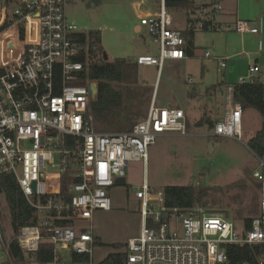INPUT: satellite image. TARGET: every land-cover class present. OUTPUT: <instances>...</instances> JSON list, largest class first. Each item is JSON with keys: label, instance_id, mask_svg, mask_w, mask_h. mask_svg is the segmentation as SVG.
Listing matches in <instances>:
<instances>
[{"label": "built area", "instance_id": "2783aa9c", "mask_svg": "<svg viewBox=\"0 0 264 264\" xmlns=\"http://www.w3.org/2000/svg\"><path fill=\"white\" fill-rule=\"evenodd\" d=\"M73 2L0 0V174L16 178L39 219L38 225L23 227L11 239L0 221V264L36 262L34 254L45 245L53 255L47 264H94L93 218L97 211L112 210L108 188L116 185L117 177H126L131 163L147 165L149 149L158 137L188 133L184 110L159 107L156 94L147 117L131 131H96L91 87L98 88L87 76L90 42L88 38L81 42L82 31L67 17ZM189 2L199 30L260 34L254 21L221 25V0ZM135 6L140 27L160 46L158 57L140 56L134 61L137 65L157 66L161 74L166 61L189 57L182 32L172 26L166 0H159L155 12L143 10L141 3ZM200 57L208 60L212 55L203 50ZM218 65L223 71L227 59ZM248 84H259L264 90L262 66L251 64L237 85ZM230 104L211 133L241 140L243 107L233 97ZM255 156L259 207L244 235L229 218L203 207H167L163 194L154 193L144 182L136 191L142 201V228L126 243V264H227L228 245L264 244V155ZM66 172L77 180L70 187L68 202L61 193ZM78 222H90V226L76 229ZM14 240L25 254L23 263L10 253ZM74 256L88 261H76Z\"/></svg>", "mask_w": 264, "mask_h": 264}, {"label": "rangeland", "instance_id": "374dc122", "mask_svg": "<svg viewBox=\"0 0 264 264\" xmlns=\"http://www.w3.org/2000/svg\"><path fill=\"white\" fill-rule=\"evenodd\" d=\"M134 2L141 3L143 10L154 9L158 4V0H74L67 10V17L82 32H101L102 46L109 62L121 58L134 61L141 55L158 57L159 43L155 42L145 30L138 33L134 28L139 23ZM258 2L263 4L261 0H240L241 13L256 8L259 6ZM169 15L176 21L175 23L173 20L174 27L179 29L188 27L185 15L180 11L170 9ZM193 43L196 48L195 53L198 54L186 59L184 65L171 60L166 61L158 78L156 90L155 98L159 107L185 106L188 99L187 91L191 87L186 84L189 76L193 77L199 87L202 86V77L205 76L204 81L211 79L210 75H206L207 72L205 74L202 72L203 66L208 65V60L200 57L201 51L208 50L214 56V45L225 48L227 44L228 46L233 44L234 47L244 46L255 51L261 46L257 34L242 38L236 33L226 34V32L199 29L195 31ZM248 56L239 55L232 61H246ZM222 76L223 74H220V77ZM138 77L140 85H149L154 90L158 67L139 65ZM152 99L153 96L151 101ZM219 107L220 109H215L210 118L213 122L222 118L223 106L219 105ZM194 112L193 119L199 116L197 114L199 111ZM262 128L261 113L249 108L242 123L241 141L224 138L209 142L210 138L206 136L210 130L209 122L199 128L192 125L190 136L187 137H158L156 143L149 149L146 173L143 162L131 163L126 169L127 183L108 188L112 210L95 213L94 236H97L99 243L94 250V264L102 263L110 254L116 252L112 245H126L129 239L140 234L142 201L137 198L136 191L142 187L145 178L149 187L160 193H163L167 186L192 185L199 189L213 188L209 205L203 208L229 218L235 224L237 231L243 233L244 222L239 214L243 211H258L259 207L257 183L253 175L244 176V171L257 163V158L248 143ZM210 143L213 147H210ZM249 212L248 217L254 216V213ZM0 221L8 238H14L10 213L2 196H0ZM89 226L90 222H78L76 229H88Z\"/></svg>", "mask_w": 264, "mask_h": 264}, {"label": "trees", "instance_id": "16d2710c", "mask_svg": "<svg viewBox=\"0 0 264 264\" xmlns=\"http://www.w3.org/2000/svg\"><path fill=\"white\" fill-rule=\"evenodd\" d=\"M189 0H166L167 9H190ZM190 11V10H189ZM190 16V15H189ZM189 28L183 33L189 56H193L195 45L196 21L189 17ZM78 37L85 44L89 39L90 66L88 78L97 83V98L91 103L95 120V129L101 133L129 132L136 124L145 119L148 114L154 90L149 86L140 85L138 66L134 61L121 58L113 62L105 60L100 31L81 32ZM233 100L240 103L244 109L253 108L264 116V90L259 84L235 85ZM201 123V122H200ZM210 128H213L209 122ZM249 148L257 156L264 155V131L261 130L249 143ZM256 165L245 169L244 176H252ZM77 182L69 172L61 179V193L65 201H70V187ZM257 183V182H256ZM259 192V184H256ZM213 188L199 189L196 186H167L163 191L164 203L169 208L189 209L209 205L210 193ZM0 196L4 197L11 219L14 236L25 226L38 225L39 219L30 207L13 175L0 174ZM249 211H243L239 217L244 222L245 231L250 229L253 218L258 211H250L254 216H247ZM62 225L67 222H62ZM151 226L150 223H148ZM124 244H114L116 250L100 264H126L127 253ZM12 257L19 263L25 262V254L17 240L10 246ZM227 264H264V244H237L226 247ZM38 264L52 262L53 255L49 245L44 250L34 254ZM76 261H88V258L74 256Z\"/></svg>", "mask_w": 264, "mask_h": 264}, {"label": "crops", "instance_id": "0c3cea01", "mask_svg": "<svg viewBox=\"0 0 264 264\" xmlns=\"http://www.w3.org/2000/svg\"><path fill=\"white\" fill-rule=\"evenodd\" d=\"M221 2H222L223 7H224V12L218 18V21L220 22V24L223 26L233 27V25L238 20H248V21L257 22L260 26V34L258 35V40H259V44L261 46H259V49L257 51H255L253 49H247L244 46L234 47L233 44L231 46H228V44H227L225 46V48L221 47V46L214 45V49H213L214 50V56H212V59H208V62H207L208 65H204L203 69H202V72L204 74L207 72L206 75H210L211 79L209 78V81H204L205 76L202 77L203 81L201 83L202 84L201 87L197 86L198 84L195 83L193 77L189 76L186 79V84L190 85L191 87H189V89L187 91L188 99L185 103V106L183 108H180V109H183L184 113H185L187 127H188L187 135L183 136L180 134H166V135H162L161 137H163V136H165V137H169V136L187 137V136H190V130L192 129V125L199 128V127H202L203 125L207 124L208 122H211L213 127H214L215 122L211 121V119H210L214 113V110L215 109L219 110L220 109L219 105H222L223 106L222 117L225 115V113L228 111V109L230 108V105H231L230 103H231V98L233 97L234 86L238 84V81L241 77L246 76L248 69H249V66L251 64L256 63V64H258L264 68V0H261V2H263V4L262 3L259 4V2H258L259 6H256V8L250 9L248 12H246L244 14L241 13V8H240V3H239L240 0H221ZM134 5H136L135 2H134ZM158 8H159V0H158V4L156 5V7L154 9L146 8L145 10H147L149 12H155L158 10ZM168 10H170V9H168ZM176 10L180 11L181 13H183L185 15L186 24L188 27L186 29L185 28L179 29L177 27H174V22L176 23L174 18L172 19V21L174 20V22L172 23L173 24L172 26H173V28L181 31L183 34V33H185V31L190 26L189 17L191 16V13H190L191 11H189L188 9H176ZM137 18L139 20V15H137ZM191 18H192V16H191ZM134 28H135L136 32H138V33H142L144 30L143 28L140 27L139 23H137L134 26ZM227 33H236V32H234L233 30H229V31H226V34ZM252 35L253 34H246V35H240V36H242V38L248 36V38H249V37H252ZM195 51H196V48H195ZM195 51H194L193 56L196 54ZM239 55H249V56H248V59L246 61H242V62L234 61L233 62L232 60L236 57H239ZM189 57H191V56H189ZM223 59H227V66L223 71H221L219 69L218 63H219V61H221ZM185 60H176L174 62H177V64L179 63V65H184L183 62ZM220 74H223V76L220 77ZM159 76H160V74L158 73V77H157L155 87H154V94H156V90L158 87ZM189 79H192V82H189ZM176 108H178V107H176ZM248 109L243 110V122H244V118L246 116ZM194 111H199V113H197L199 116L197 118L193 119V115L195 114ZM190 119H191V121H190ZM212 130H213V128L212 129L210 128L209 133L206 135L210 138L209 142H214V141H211L214 139H216V140L217 139H224V138L225 139H234V138H230V137L214 136L211 133ZM235 140H237V139H235ZM237 141H241V140H237ZM210 147H213V144L210 143ZM147 165H148V163H147ZM147 165L144 166V173H146ZM256 166H258V162L256 163ZM144 182L147 183L146 178L144 179ZM151 190L153 192L160 193L159 191H157L153 188H151ZM94 237H95L96 245H97L99 243L98 238H97V236H94Z\"/></svg>", "mask_w": 264, "mask_h": 264}, {"label": "water", "instance_id": "95a60500", "mask_svg": "<svg viewBox=\"0 0 264 264\" xmlns=\"http://www.w3.org/2000/svg\"><path fill=\"white\" fill-rule=\"evenodd\" d=\"M104 58H105V60L108 59L106 54H105ZM91 93H92L93 100H96V98H97V89L95 88V86L91 87ZM126 183H127V178L126 177H117L115 179V184L116 185H125Z\"/></svg>", "mask_w": 264, "mask_h": 264}, {"label": "bare ground", "instance_id": "6f19581e", "mask_svg": "<svg viewBox=\"0 0 264 264\" xmlns=\"http://www.w3.org/2000/svg\"><path fill=\"white\" fill-rule=\"evenodd\" d=\"M155 193V192H154Z\"/></svg>", "mask_w": 264, "mask_h": 264}]
</instances>
